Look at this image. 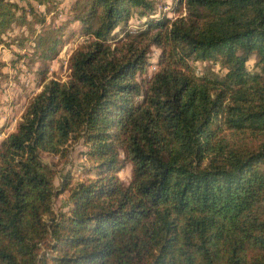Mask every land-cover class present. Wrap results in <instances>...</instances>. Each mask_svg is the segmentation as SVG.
Instances as JSON below:
<instances>
[{
    "label": "trees",
    "instance_id": "1",
    "mask_svg": "<svg viewBox=\"0 0 264 264\" xmlns=\"http://www.w3.org/2000/svg\"><path fill=\"white\" fill-rule=\"evenodd\" d=\"M64 1L0 0V89L28 99L0 125V264H264V0ZM78 142L89 175L55 186L41 155Z\"/></svg>",
    "mask_w": 264,
    "mask_h": 264
},
{
    "label": "rangeland",
    "instance_id": "2",
    "mask_svg": "<svg viewBox=\"0 0 264 264\" xmlns=\"http://www.w3.org/2000/svg\"><path fill=\"white\" fill-rule=\"evenodd\" d=\"M68 1V0H67ZM67 1L65 0L63 3H61V5H59V9L57 10H52V12H57L58 14L52 13L54 14L53 16L55 17L56 22H59V20H61L64 16H65V11L66 9H61V8H68V4L71 0H69L68 4ZM172 1L173 0H157L158 2V11H160L161 13H166L169 14L170 16H173L174 13L171 12V5H172ZM22 3H24L22 1ZM37 12H44L45 9L42 6H38L35 5ZM53 8V7H50ZM52 20V16L48 15L47 16V21L46 24H48L49 22H51ZM139 24L136 23L135 25L132 24V26H130L129 28L131 30H136L138 28ZM40 28V26H36V30H38ZM26 30V29H25ZM68 30V29H67ZM20 30L18 31V29L14 28L13 30L10 31V37L12 36H16L17 34H19ZM25 34H28V31H24ZM69 33L65 30L64 31V36L67 38L69 35ZM68 41L70 42L68 45H66V48H64V51L62 49V52L60 53V58H61V63L60 62H54L51 65L50 68V77L53 78H58L60 80H65L67 78L68 75V67H67V57H68V52H67V48L69 47H74L76 46V43L78 41H80V38L77 37H68ZM158 50L153 48L152 49V53H154V56L157 55ZM0 56L2 57V60L4 61H10L12 58H14V55L8 51V49L6 48H1L0 47ZM153 56V55H152ZM27 60V58H26ZM154 61H155V57H154ZM24 62V60H23ZM254 62L255 59L253 57H251V59H249L246 63L247 67L253 71L254 69ZM154 63H152V66L149 68V73L151 74V72H153V66ZM195 65H197L199 67V69L201 71H203L205 68H211V70H213L215 73L221 74L223 72V70L219 69V66L215 65V64H210L208 62H196ZM4 70H9L11 72H13V68L9 65L7 68L4 67ZM22 80L25 81H30L31 80V76L26 73V75H24L22 77ZM9 84V83H7ZM2 91H0V114H2L4 117L5 116H13V123L15 122L16 119H18L20 117V115L22 114L24 107L27 103V98L24 97H19L17 96L16 92L13 91L12 86H8L6 84L2 85ZM10 101H15V108L14 110L11 109V104ZM3 118V117H2ZM3 121V119H0V123ZM1 134L0 135V141L1 138L3 137ZM82 149V145L80 144V142L78 143H73L72 148H71V152L68 156V158L66 159H60L59 157H51L49 155H46L45 153H43L41 155L42 159L45 162H51L53 167L56 170V175H55V179H54V184L55 186H59V183L61 182V178L62 176L66 173V172H70V174L73 176L74 180H79V179H84L86 178L89 173L87 171V169L91 166V162H87L83 159V157H81L80 155V151ZM119 177L120 179L124 182V183H128L131 177V165L129 163L125 164V167L122 169V171L119 173ZM66 194H60L54 203V209L56 211L59 210H65L66 209Z\"/></svg>",
    "mask_w": 264,
    "mask_h": 264
},
{
    "label": "crops",
    "instance_id": "3",
    "mask_svg": "<svg viewBox=\"0 0 264 264\" xmlns=\"http://www.w3.org/2000/svg\"><path fill=\"white\" fill-rule=\"evenodd\" d=\"M7 62H8V61H7ZM6 68H7V67H6ZM8 71H9V70H8ZM3 84H5V83H3ZM3 84H2V85H3ZM2 88H3V87H2ZM36 90H37V89H36ZM0 91H2V90H0ZM7 116H8V115H7ZM2 117H3V118H2ZM5 118H6V116H5V117H4V116H1V117H0V119H3V121L5 120ZM3 121L0 123V125L3 123ZM12 126H13V125H12ZM12 126L10 127V129L13 128ZM2 136L4 137V135H2ZM3 137H2V138H3ZM2 138H1V139H2Z\"/></svg>",
    "mask_w": 264,
    "mask_h": 264
}]
</instances>
